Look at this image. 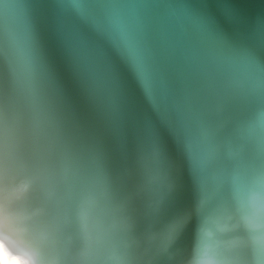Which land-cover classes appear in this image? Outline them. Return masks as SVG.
<instances>
[{
  "label": "water",
  "instance_id": "obj_1",
  "mask_svg": "<svg viewBox=\"0 0 264 264\" xmlns=\"http://www.w3.org/2000/svg\"><path fill=\"white\" fill-rule=\"evenodd\" d=\"M3 91L55 141L39 165L0 119V222L39 264L80 263L85 204L82 264H264V0H0Z\"/></svg>",
  "mask_w": 264,
  "mask_h": 264
},
{
  "label": "bare ground",
  "instance_id": "obj_2",
  "mask_svg": "<svg viewBox=\"0 0 264 264\" xmlns=\"http://www.w3.org/2000/svg\"><path fill=\"white\" fill-rule=\"evenodd\" d=\"M0 119L3 120L4 125L7 126L8 131H13L18 133L19 137L23 142H25V154L24 158L26 157H34L33 159L36 161L38 160L40 163L39 165H42L45 163L42 159L43 156L47 157L48 161H52L55 158V141L53 137L49 134L47 126L45 122L42 121V119L39 117V114L37 111L28 103L23 101L22 98L17 97L13 93H5L0 92ZM12 97H16L19 99L20 102H5ZM5 102V103H4ZM48 123V121H47ZM22 136V137H21ZM30 146V147H29ZM19 159H24L21 154L18 152ZM21 166L29 170L26 163H22ZM56 166H53L52 169H55ZM52 188V195H51V202L47 205V207H50V211H52V214L49 213V210L42 206L41 204L46 205V202L49 198V191H44L42 194L40 193L39 198L36 199L37 205L36 207H32V215H36L35 225L32 228V232L34 235V240L36 245L38 247H42L43 243L47 246V250H50L52 253V257H56L59 260L61 259L59 257V252L54 247V244H56V240L58 239V232L56 228L60 225V217H57L58 211V205H59V194H58V188L56 186V181L50 185ZM54 196V197H53ZM91 204H85L82 208V214L84 216L82 217V220L84 221V239L87 241V246L85 248V251L90 253L91 248L90 245H92V242L94 238L92 235V229L90 228L89 222L91 220H94V217L92 216V212L95 210V206L92 205L89 208L88 206ZM39 208V209H38ZM4 211L1 210V214H3ZM87 214H90V219L88 220ZM86 215V216H85ZM3 221H5V215L1 217ZM5 224H10V222H0V245L3 246V248L8 252L9 257H16L19 259V264H25L26 258L24 255L34 256L33 254L37 253V249L33 247V253L29 250V246L24 242V240L21 237H9L7 235V229L10 232L16 233L15 227L13 224H10L9 227L5 230ZM18 238L21 239L22 244L20 245L18 242ZM23 240V241H22ZM40 240L43 241L40 242ZM10 246H7V243ZM34 243V242H33ZM32 245H35V243ZM31 245V244H30ZM35 245V246H36ZM31 247V248H32ZM66 247V246H65ZM12 248V249H11ZM25 249V251H24ZM68 252V250H67ZM86 252L83 255V258L81 259L79 264L83 263V260L86 256ZM23 254V255H22ZM64 254V251H63ZM64 256H67L65 253ZM53 257V259H55ZM58 261L57 259H55ZM66 264V261H65ZM192 264V263H190ZM215 264H219L215 262ZM220 264H223L222 262Z\"/></svg>",
  "mask_w": 264,
  "mask_h": 264
},
{
  "label": "snow or ice",
  "instance_id": "obj_3",
  "mask_svg": "<svg viewBox=\"0 0 264 264\" xmlns=\"http://www.w3.org/2000/svg\"><path fill=\"white\" fill-rule=\"evenodd\" d=\"M242 223L245 227H250L252 221L245 219L242 221ZM213 224L220 231H225L223 216L216 217L213 221ZM212 236H214V232L212 231V229H210L208 233V237H212ZM233 243L236 242L234 241ZM0 261H2L3 264H19V259L16 257L10 258L8 252L3 248L2 245H0ZM198 264H215L214 260L209 258V253L207 248H205V250L198 258Z\"/></svg>",
  "mask_w": 264,
  "mask_h": 264
},
{
  "label": "clouds",
  "instance_id": "obj_4",
  "mask_svg": "<svg viewBox=\"0 0 264 264\" xmlns=\"http://www.w3.org/2000/svg\"><path fill=\"white\" fill-rule=\"evenodd\" d=\"M209 230H210V228H207V227L203 228V229H202V235H203L204 237H208ZM198 258H199L198 256L195 257V258L193 259V261H192V264H198ZM0 264H3V262L0 261ZM25 264H39V261H38L37 259H35L34 257L29 256V257H27V259L25 260Z\"/></svg>",
  "mask_w": 264,
  "mask_h": 264
}]
</instances>
